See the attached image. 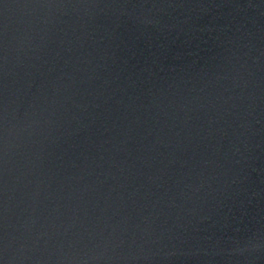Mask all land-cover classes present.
Segmentation results:
<instances>
[{
    "label": "water",
    "instance_id": "1",
    "mask_svg": "<svg viewBox=\"0 0 264 264\" xmlns=\"http://www.w3.org/2000/svg\"><path fill=\"white\" fill-rule=\"evenodd\" d=\"M0 264H264V0H0Z\"/></svg>",
    "mask_w": 264,
    "mask_h": 264
}]
</instances>
